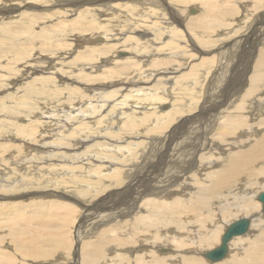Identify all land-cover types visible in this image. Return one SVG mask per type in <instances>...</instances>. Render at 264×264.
<instances>
[{"label": "bare ground", "instance_id": "bare-ground-1", "mask_svg": "<svg viewBox=\"0 0 264 264\" xmlns=\"http://www.w3.org/2000/svg\"><path fill=\"white\" fill-rule=\"evenodd\" d=\"M159 1L166 5L167 2L169 3L167 9L177 26L176 32L166 23L162 29L157 27L158 30H167L170 34L174 32L173 36L169 35V39L177 35L180 36L182 39L179 42L185 45L190 43L193 47L191 52L194 53L186 50V46L183 45L184 51L181 49V52H176L174 56L177 61L175 67H168V64L162 67L167 62L151 57L153 59L149 66L154 67L153 70H155L149 72V75L156 79V76L161 73L159 77L171 83L170 85L164 83V86L167 84L168 87L166 86L167 88L163 90L164 97L169 95L170 99L161 105L164 98L157 89L161 87L156 88L154 84L146 86L149 90L154 89L156 91L154 94H146L145 99H151L153 103L147 105H142L143 102L142 104L141 102L134 103L140 107L135 106L132 112L134 114L139 112L137 110H152V112L145 114V111H142L145 114L142 118L127 115L126 120H133L135 124L126 122L129 124L128 128L130 126L137 127L147 121L149 116L152 118L153 115L161 113L152 122V126L146 130L143 128L142 133L136 128H133V133L132 131L123 132L121 128L106 133V135L113 137L110 141L114 143L113 149H117V152L111 149L117 154L106 155L112 164L107 175L97 176V167L94 172L91 171L92 165L90 163L92 161L97 163V157L93 152H87L83 156L77 155L79 163L85 164L87 168V172L83 171L86 176L82 175L80 169H75L77 166L68 170L69 174L72 175L71 177H74L76 173L82 177H88V182L97 186V189L95 188L97 195L103 192L100 191L101 188L103 190L106 188V186L102 187L105 177L109 179V185L116 186V190L104 193L99 198L94 195L93 197L97 199L88 200L72 193L75 192L72 188V192H61L62 188L60 191L53 188L51 194L54 199L52 201L49 200L45 203L32 201L33 203L30 204L28 202L25 204L17 203L19 202L17 197H6V194L0 193V264H264V211L261 210V203L255 200L259 193L264 192V27H259V24L264 26V22L260 23L258 16H254L253 25L249 26L250 28L246 31L247 34L240 35L229 44L220 42L221 37L217 36L220 38V43L212 46L214 44L211 45V41L204 40L206 38L204 36H207V33L215 34L213 31L215 28L227 26L228 22L225 20L230 19L227 17L239 13V7L229 4L230 0H216L215 2L214 0H133L131 5H141L145 11L161 13L166 8ZM251 1L261 3L264 0ZM60 2H62L60 4L66 3L65 5L70 7L68 10L77 15V13L88 9L85 7L95 5L99 0H78L75 2L63 0ZM191 2H197L199 6L196 4L193 7H188ZM222 3H226L230 7L221 9ZM105 6L107 10L112 8L118 12L125 9L121 3L112 4L108 2ZM142 16L140 14V17ZM142 20L144 22L140 24L142 26L137 24L140 26L139 28L152 26L147 23L146 19ZM145 22L146 25H143ZM157 24L153 25L157 26ZM128 26L127 24L126 27ZM185 27L188 32H185ZM91 28L92 26H89L87 30H91ZM154 28H149V31L148 29L147 31L141 30L140 34L149 40L151 47H157L160 52L163 43L161 45L158 42L154 43V38H156V29ZM82 30L85 31L84 28ZM101 30H105V26H102ZM134 30L139 31L136 27ZM8 31L9 29L6 32ZM156 32L158 31L156 30ZM130 37L133 38V36H126L125 41L131 40ZM207 38L209 39L210 36ZM87 39L97 40L99 44L107 41V37L103 33L95 36L90 35ZM174 39L172 40L175 41ZM169 41L164 43L165 47L169 45ZM140 42L142 41L140 40ZM248 43L250 46L247 54H245L246 51L244 50ZM135 45L132 48H137ZM195 45L198 50L194 47ZM105 47L107 46L101 45L97 49L104 51L111 48ZM128 51L131 50L118 53L120 56L123 55L125 60H131V54ZM162 52L160 53L162 54ZM174 53L175 51L172 56ZM195 57L197 59L194 60ZM133 61L123 63L114 73L120 74L130 70L134 65L138 69L139 64L135 63L138 60ZM28 63L30 65V62ZM215 66H218L217 70ZM160 67H162L161 70H159ZM149 70L151 69L149 68ZM136 77L139 80H132L128 83L125 80L116 89L114 83H109L112 86L107 84L106 88L114 86V89L109 90L111 92H118L125 88L128 91L127 95L130 96L132 93L131 96H135L134 94L140 93L139 91L146 83L144 81L148 76L144 74V78L141 79L139 73ZM141 77H143L142 74ZM197 79L201 83L200 81L198 83ZM23 81L21 82L23 83ZM184 81L187 82L185 86L183 85ZM100 82L99 84H101ZM156 82L160 85L162 79H156ZM198 84L201 85L197 89ZM178 85L184 86L185 92L183 94H179L181 88ZM204 88L206 89L205 92H203ZM167 89L169 90L166 91ZM95 90L94 92L97 93ZM102 91L104 90L102 89ZM173 93L176 97L172 100ZM199 93L201 94L199 95ZM99 96L104 99L100 94ZM199 102H201L200 106L198 105ZM104 106L105 104H101L99 108L104 109ZM114 107L116 108L115 103L110 104L109 110H113ZM132 107L134 106H130V109ZM121 112V114H115V117H111L113 120L116 119V125L120 121L124 123L126 110ZM68 114L66 117L68 120H64V123L56 124L54 122V124L49 125L53 130L48 131V136L50 134L53 137L56 134L54 130L58 131L63 127H68V129L63 130L62 133L72 130L69 120H73L75 116L69 112ZM100 119L102 120V118ZM113 120L111 123H114ZM77 121L79 119L74 120V123ZM123 125L126 126V123ZM27 130L26 133L29 134V137L34 135V128ZM108 130L110 131V128ZM74 133L86 134L85 130ZM158 134L169 139L161 153L162 163L160 167L155 170L151 168L157 160L154 155L161 151L160 144H157L150 155L144 158L140 165L141 168L133 171L134 165L140 160V154L147 145L145 139L149 136L155 137ZM61 136L60 140L63 139L66 145L72 140L67 139L64 134ZM82 136L83 139L79 140L77 145L85 146L86 139L90 136H92V140L98 138L100 142L107 139L102 133ZM21 141L27 148H30L31 152H34L31 153L29 160L34 162V158H36L48 162L51 159V154H47L45 159L40 156L42 150L44 154L47 153L42 146L48 142H42L41 147H39L37 144L33 145L34 142L29 138H23ZM97 146H100V143ZM100 148L102 149V147ZM136 152L139 153L135 157ZM36 153L37 157H35ZM119 155L122 156L123 161L119 159L121 158ZM61 158L63 159V157ZM18 162L15 158L11 160L13 169L9 172L30 175L33 171L32 167L22 165L21 168H16ZM30 166L32 165L30 164ZM124 168H126V172L131 173L128 185L129 195L126 200L119 201L114 199V195L118 193L119 187L123 184L120 178ZM48 170L49 168H40L38 174H43ZM13 179L15 180V178ZM23 184L26 185V183ZM8 186L12 188L13 184L10 183ZM84 191L86 192V190ZM50 209L53 211L52 214H50ZM239 213L241 216L233 221L240 219L247 221L248 228L243 233L245 235L232 236L226 243L227 254L220 260L211 261L206 258L207 252L213 251L219 246L225 229L233 222L231 221L232 216Z\"/></svg>", "mask_w": 264, "mask_h": 264}, {"label": "rangeland", "instance_id": "rangeland-1", "mask_svg": "<svg viewBox=\"0 0 264 264\" xmlns=\"http://www.w3.org/2000/svg\"><path fill=\"white\" fill-rule=\"evenodd\" d=\"M60 1H63V0H17V1L16 0H0V54L2 53V55H0V70L3 72L2 73L0 71V193L4 195L6 194L5 195L6 197H17V200L19 199V202L17 203L25 204L28 202V204H30V203H33L32 201H43L44 203L49 202V200L52 201L54 199V197H52L53 195L51 194V191L53 188L56 189L57 191H60L62 188L61 192L62 191L72 192L74 190L75 192H72V193H75L77 196L83 197L84 199H88V200L97 199L93 197L94 195L99 198L104 193H108L109 191L110 192L115 191L116 186L112 184L109 185V182H108L109 179L105 177L102 187L106 186V188L105 190L101 188L100 191H103V192H100L97 195V192H95L97 191L96 190L97 186H94L92 183L88 182L89 181V179H87L88 177H82V175L86 176L85 172H87V168L85 164L79 163L77 159V155L83 156V155H86L87 152H91V153L93 152V154H95L97 157V163L92 161L90 163V165H92L91 167L92 170L91 169L90 170L94 172L95 168L97 167V176L107 175L110 172V169L112 168V164L110 163V159L106 155H110L114 153L111 150L113 149L112 145H114V143L110 141L112 140L113 137L106 135V133L114 131V130L116 131L118 130V128H121L122 129L121 131L123 132L132 131V133L134 132L133 128H136L137 131H141L142 133L143 128H145L146 130L150 126H152V122L155 121L156 117H158L161 113L155 116L153 115L152 118L149 116L147 120L148 122L145 121L142 123V125L140 124L137 127L130 126L128 128L129 124L133 123L134 125L135 123L133 120L131 121L126 120V117L130 115L135 116L136 118H142L145 116V114L152 112V110L150 111L137 110L139 112H136V114L132 112L135 106L140 107L139 105H134V103L136 104L138 102L139 103L141 102L142 104L143 102L142 105L153 103V100L150 99L151 100L150 101L145 98H146L147 93L154 94L156 93V91L154 89L149 90V88H147L146 86H150L154 84V87L156 88L161 87V88H157L161 92L162 97L164 98L163 102H161V105L167 103L168 100L170 99L169 95H168L169 97L166 96L167 99H165L166 97H164L165 95H164L163 90H165L168 87V85H170L171 83L166 82L165 79H163L162 77H159L161 75L160 73L159 75L156 76V79H162V84H160L161 85L160 86L159 83L156 82V79H153V77L149 75V72H152L155 70V69L153 70L154 67L151 68L149 66L150 65L149 63L151 62V60L155 57L156 59L162 60V62H165V63L167 62L162 67H165L167 64L169 65L168 67H172V66L175 67V64H177L176 63L177 61L175 60L176 58H174V56L176 55V52L177 53L181 52V49L182 51H184L183 45L186 46L185 47L186 50L190 52L193 51L192 50L193 47L190 45V43H188L189 45L188 46V45H185L179 42L180 39H182L180 36L178 37L177 35L169 39V35L173 36L174 32L170 34L168 33L167 30H161V31L158 30L157 27L162 29V27L166 23V24H169L170 28L171 29L173 28L172 30L176 32L175 30L177 26L175 24L176 21H174L173 18H171L172 15L169 13L167 9L168 7L167 5H169L167 1H166L167 5L159 1L161 5L166 8V10L164 12L157 13V11H152V12H148L147 10L145 11L144 7L141 5H131L133 4V0H123V1L122 0H99V2H97L95 5H92L90 7H85L88 9L85 10L84 12L77 13V15L73 11L68 10V8L70 7H68V5H65L66 3L60 4L62 3ZM65 1L75 2L78 0H65ZM215 1L216 0H214V2ZM108 2L112 4L121 3L122 6L125 7V9L122 12H118L117 10L112 9V8H111L112 11L107 10L105 9L106 7L105 5ZM229 4H232L233 6L235 5L234 7H239L240 11L239 13L236 14L238 16L234 15V16L227 17V18H230L228 20H225V22H228L227 26L215 28V30H213L215 31V34L211 35L210 33H207V36H204V38L206 37L204 40L211 41L212 42L211 45L214 44L212 46H216L217 43L220 41V38H218L217 36L221 37L220 42L229 44V43H232L233 40L237 39V37H239L240 35H243L244 33H246L247 29L253 25L252 21L254 20V16H258V21L260 23L264 22V14H262L264 12V1H262L261 3H257V2L254 3L251 0H243V1L242 0H230ZM188 5H189L188 7H191V6L193 7V5L199 6V3L191 2ZM228 7H230V5L226 3H222V5L220 6L221 9H225ZM129 8H132L133 11H131L132 9H129ZM19 9H21V11H19ZM24 11H25V14H23ZM149 13H153V14L150 15ZM140 14L141 16L142 15L143 16L140 17ZM2 18H5V19H2ZM142 19H146L148 21L147 23L151 24L153 27L149 25L151 27L139 28L140 26H142L140 24L144 23L142 22L143 21ZM154 21L156 22L158 21L157 23L159 24H157ZM1 22L2 24L4 23L5 24L2 25ZM126 23L129 25L128 27H126L127 25ZM152 23L155 25L157 24V26L153 25ZM120 24H122L123 27ZM137 24H139L140 26H137ZM5 25L6 27H3ZM143 25H146V22ZM89 26H92L91 30H87ZM102 26H105V30L103 31L101 30ZM81 27H83L85 31H83L82 30L83 28ZM134 27L139 29V31H135ZM259 27H264V26H260L259 24ZM7 28L9 29L8 32H6L8 30ZM149 28H154L158 31L156 32L155 30L156 38H154V43L158 42L160 45L163 43L161 50H160V52L163 51L162 54L159 52L157 47L156 48L151 47L149 40H147L145 37L142 36V34H140L141 30L145 29L147 31L148 29L149 31L150 30ZM186 30L187 28L185 27V32H188ZM132 31L133 32L135 31V32L133 33ZM162 31H165V32H162ZM99 33H103L106 35L107 37L106 42H100L99 44L98 43L99 41L97 40L95 41L94 39H91V40L87 39L90 35L95 36ZM158 33L160 34V36ZM126 36H133V38L130 37L131 40L125 41L124 38ZM135 36H137L138 39H136L137 37ZM209 36L210 38L208 39L207 37ZM215 37L217 38L215 39ZM172 39H174L175 41H173ZM136 40L137 41L139 40V42H136ZM140 40L142 42H140ZM168 41L170 43L169 45H166L165 47L164 43H167ZM179 44H182L181 45L182 47ZM101 45L107 46L105 48H108V47H111V48H108L104 51H102L101 49H97ZM134 45L138 49L132 48V46ZM249 46H250V43H248L245 47V50H244L246 51L245 54H247V50L249 49ZM194 47L196 48V45ZM169 48L170 49L174 48V49L170 50ZM121 50L122 51L131 50V51H128V53L131 54L132 59L125 60L123 55L120 56L118 52H122ZM2 51L5 52L6 54L4 53L5 54L4 55ZM157 51L159 52V54ZM174 51L175 53L172 56V53ZM135 59L138 60V61H135V63L139 64L138 69H137V66L134 65L132 66L133 69L131 68L130 70L123 71L120 74L114 73L118 68H120L119 67L120 65H123V63L131 62V61L134 62L133 60ZM193 59L195 60L197 59V57ZM28 62H30V65ZM5 64H8V65H5ZM31 67H34V68L31 69ZM144 67H145V70H143ZM162 67H160L159 70H161ZM149 68L151 70H149ZM217 69H218V66L216 67V70ZM139 73H140L141 79L144 78V74H147L148 76L146 77V81H144L146 82L144 83V86L142 88L140 87L141 88V90L139 91L140 93H136V94L133 93L135 96H131L132 94L131 93L130 94L131 97H130L129 95H127L128 91L125 88L119 90L118 92L116 91L117 93L109 91L111 89H114V86L116 89L118 86L122 85L121 82L125 80H127V83L132 80H136V79L139 80L136 77V75H139ZM141 74L143 75V77H141ZM21 81H23V83ZM99 81H101L100 82L101 84H99ZM199 81L197 79L198 83ZM109 83H114L113 84L114 86L112 88H106L107 84L108 86L110 85L112 86V84H109ZM164 83L168 84V85L166 84L167 87L164 86ZM186 83L187 82L184 81L183 85L185 86ZM183 85H180V86L178 85L181 88L179 89V94H183L185 92ZM200 85L201 84L197 85V89L198 87H200ZM95 87H97V90H95ZM131 88H134V87H131ZM102 89L104 91H102ZM94 90L97 91V93H95ZM146 90H148L149 92H147ZM168 90L169 89H167L166 91ZM203 90H204L203 92L206 91L205 88ZM180 91L181 92L183 91V92L181 93ZM174 92L176 93V90ZM144 93H145V96H144ZM99 94L103 96L104 99H102V97L100 98ZM200 94L201 93H199V95ZM174 97L176 96H174V93H173L172 100L174 99ZM145 102H148V103H145ZM113 103H115L116 108L114 107L115 109L113 108V110L111 109L109 110V105L110 104L112 105ZM99 104L100 105L105 104L104 109L103 108L100 109ZM198 105L200 106L201 102H199ZM130 106H134V107L130 109ZM119 109L121 111L126 110L127 112V113L126 112L124 113L126 115H125V118L123 119L124 123H126V126L124 125L122 126V124H124L122 123V121L118 122V124L116 125L117 123L116 119L114 120L112 119L113 117H115V114L119 115L122 113ZM95 110L100 111V112L98 113ZM142 111L143 112L145 111V114H143ZM68 112L70 114L72 113L73 116H75L73 120L71 119L69 120L70 122L69 125H71L72 130L66 133H62L63 130L68 129V127H63L61 129H58V131L54 130V133L56 134H54L53 137L50 134L48 136V133H49L48 131L53 130L51 127H49V125L54 124V122L56 124L64 123V120H68L66 119ZM160 112H164V111H160ZM1 115H3V117H1ZM53 118L55 120H51ZM100 118H102V120ZM78 119H79V121H77L78 123L77 122L74 123V120H78ZM91 120L94 122L95 125L93 124ZM112 120L114 123H111ZM56 121H60V122H56ZM126 121H128L129 124ZM81 124H84V125H81ZM72 125L74 126L72 127ZM33 128H34L33 130L34 135L29 137V134H27L26 131H28L27 129L31 130ZM109 128H110V131L108 130ZM83 130H85L86 132V134L85 133L82 134L84 136H89L91 134L97 135L98 133H102L104 134L105 139L106 138L107 139L102 140L100 142L98 138H94L92 140L91 139L92 136H90L88 139H86L87 141H86L85 146L81 144L77 145L78 141L83 139V136L80 134H76L74 132L83 131ZM63 134L66 135L65 137L67 139H70V140L72 139L69 142L70 144L69 143L67 144L69 146H67L64 143L63 139L60 140L62 137L61 135ZM23 138H29L30 140L34 142L33 145L37 144V146L39 147H41L40 144H42V142H48L46 145L42 146L47 151V153L44 154L43 150L41 153L40 152L39 153L42 159H45L47 157V154H51L52 155L51 159L48 160V162L37 160L36 158H34L35 159L34 162L32 160H29L31 158V153H34V152H31L30 148H27L26 145H24V143H21L22 142L21 140H23ZM168 140L169 139L165 138L162 134H158L155 137L153 136L147 137L145 139V142H147V145L145 146L144 151L141 152L140 160L134 165L133 171L141 168L140 165L143 162L144 158L150 155V153L152 152V150L157 144H160L161 151H159L158 153L154 155L157 157V160H156V163L151 168L155 170L156 168L160 167L162 163L161 153L165 149V144L166 142H168ZM99 143H100V146H97ZM65 147L66 149H64ZM100 147H102L104 151ZM98 149H99V152H98ZM158 149H159V146H158ZM107 150L109 151L107 152ZM113 150L117 152V149H113ZM136 153H135V157L136 155H138L139 152H136ZM35 157H37V153ZM61 157H63V159ZM89 157L92 158V156H89ZM120 157L121 158L119 159L123 161L122 156ZM14 158L19 161L16 165V168L17 167L21 168L22 165L29 166L30 168L32 167L31 169L33 171L30 173V175L32 174L31 177L29 174H24V173L15 174L13 172H9L10 170L13 169V164L11 163V160ZM4 159H6L7 161H5ZM86 161L88 162V160ZM34 163L38 165H35ZM56 163H59V164L56 165ZM30 164L32 166H30ZM73 166H77L75 169L76 170L80 169L79 171L82 172V175L76 173L74 174L75 175L74 177H71L72 175L69 174L68 170L71 169ZM40 168H43V169L49 168V170L47 172H44L43 174L42 173L38 174L39 173L38 170ZM125 169L126 168H124V171H122L121 178H120L121 179L120 181H122L123 184L121 187H119L118 193L114 195L115 200L124 201L129 195L128 185L130 182L131 173L126 172ZM27 176H29L28 179H27ZM13 178H15V180ZM35 180L38 182L36 183ZM8 183L13 184L12 188L8 186L9 185ZM23 183H26V185H24ZM83 189L86 190V192ZM30 193H33V194H30ZM107 200L113 201L112 199H107ZM255 200L258 201L257 198H255ZM261 210H262V206H261ZM52 213L53 211L50 209V214ZM239 216H241L240 213L235 214L234 216H232L231 221H233L234 219H238Z\"/></svg>", "mask_w": 264, "mask_h": 264}, {"label": "water", "instance_id": "water-1", "mask_svg": "<svg viewBox=\"0 0 264 264\" xmlns=\"http://www.w3.org/2000/svg\"><path fill=\"white\" fill-rule=\"evenodd\" d=\"M258 201L262 205V210H264V192H261L257 196ZM248 228L247 221L240 219L233 221L224 231L221 236L219 246L213 251L207 252L205 257L211 261H217L223 258L227 254L226 243L232 236L241 235L246 232Z\"/></svg>", "mask_w": 264, "mask_h": 264}]
</instances>
